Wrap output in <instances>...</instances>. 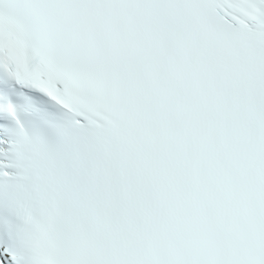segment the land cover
<instances>
[{
    "label": "snow or ice",
    "instance_id": "1",
    "mask_svg": "<svg viewBox=\"0 0 264 264\" xmlns=\"http://www.w3.org/2000/svg\"><path fill=\"white\" fill-rule=\"evenodd\" d=\"M0 264H264V0H0Z\"/></svg>",
    "mask_w": 264,
    "mask_h": 264
}]
</instances>
